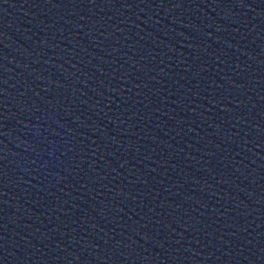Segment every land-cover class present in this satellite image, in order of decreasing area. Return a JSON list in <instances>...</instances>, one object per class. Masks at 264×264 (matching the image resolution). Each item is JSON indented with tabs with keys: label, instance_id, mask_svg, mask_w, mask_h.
<instances>
[{
	"label": "water",
	"instance_id": "1",
	"mask_svg": "<svg viewBox=\"0 0 264 264\" xmlns=\"http://www.w3.org/2000/svg\"><path fill=\"white\" fill-rule=\"evenodd\" d=\"M0 264H264V0H0Z\"/></svg>",
	"mask_w": 264,
	"mask_h": 264
}]
</instances>
